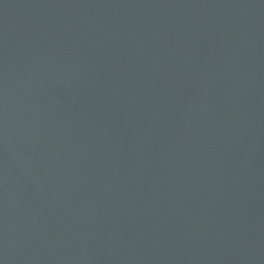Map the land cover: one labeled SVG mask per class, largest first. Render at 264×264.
I'll list each match as a JSON object with an SVG mask.
<instances>
[{"label":"water","instance_id":"obj_1","mask_svg":"<svg viewBox=\"0 0 264 264\" xmlns=\"http://www.w3.org/2000/svg\"><path fill=\"white\" fill-rule=\"evenodd\" d=\"M0 264H264V0H0Z\"/></svg>","mask_w":264,"mask_h":264}]
</instances>
